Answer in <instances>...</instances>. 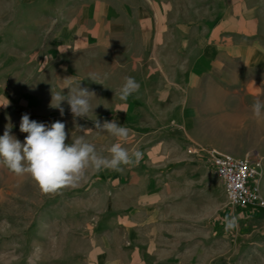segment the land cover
<instances>
[{
    "label": "crops",
    "instance_id": "obj_1",
    "mask_svg": "<svg viewBox=\"0 0 264 264\" xmlns=\"http://www.w3.org/2000/svg\"><path fill=\"white\" fill-rule=\"evenodd\" d=\"M62 2L65 11L41 12V26L34 14L0 22V103H8L0 105V135L6 126L27 134L19 128L24 113L55 122L60 112L49 107L52 92L68 79L94 98L110 81L112 98H119L124 78L133 77L140 87L124 104L128 112H145L147 127L175 126L179 138L151 146L147 165L124 175L119 206L110 203L104 222L95 224L94 264H264L257 252L264 240H239L261 232L264 207H228L214 168L187 151L200 146L261 161L264 199V116L252 114L255 101L264 104L257 8L212 0L182 14L172 0ZM157 110H168L166 119L154 118ZM226 215L239 218L237 229L225 232Z\"/></svg>",
    "mask_w": 264,
    "mask_h": 264
},
{
    "label": "rangeland",
    "instance_id": "obj_2",
    "mask_svg": "<svg viewBox=\"0 0 264 264\" xmlns=\"http://www.w3.org/2000/svg\"><path fill=\"white\" fill-rule=\"evenodd\" d=\"M172 1L182 14H186L184 12L187 10L200 12L199 8L212 2V0ZM243 2L247 6L257 8L258 15L254 23L256 31L264 38V0ZM43 10L55 15L60 10L65 11L66 6L63 2L60 3V0H0V22L10 19L11 16H18L19 22L21 19L25 21L26 17L30 20L34 14L36 26H41L42 21H39L38 17ZM1 27L3 25L0 24ZM107 67L103 66V70ZM112 84L107 81L100 85L106 90L100 98L92 97L91 105L93 107L99 105L88 115L99 119L101 123L117 121L118 125L128 128L130 132L126 141L117 140L108 132L96 129L94 120L88 117H77L74 120L73 116L59 115L56 121L65 123L68 134L66 142L69 144L83 136L86 142L95 145L99 155L109 157L107 149L113 143L119 142L130 152L133 149L139 150L142 159L138 164L121 165L123 171L102 169L97 172L89 167L77 186L64 188L57 194L42 193L30 175H16L0 160V264H94L92 252L95 247V232L99 230L95 224L104 222V209L110 203L119 206V189L123 187L122 184L127 177L124 175L147 165L145 157L151 146L163 144L170 135L179 139L175 126L147 127L145 112H128L129 107L124 106L127 104L125 101L112 98L114 86ZM142 99L143 96H139L137 103ZM116 102L123 109L120 113L114 110L113 105ZM62 106L64 109L67 107L68 112V104L62 102ZM101 111L104 112L98 113ZM168 112L153 111V117L159 120L166 119ZM43 123L50 125L52 122ZM12 135L23 143L27 134L17 132ZM137 173L139 174V170ZM260 230L261 232L254 234L253 238H250L252 235H242L239 240L246 242L251 239L260 242L264 240V228L261 226ZM257 252H260L259 262L264 256V248ZM259 264H263L262 259Z\"/></svg>",
    "mask_w": 264,
    "mask_h": 264
},
{
    "label": "clouds",
    "instance_id": "obj_3",
    "mask_svg": "<svg viewBox=\"0 0 264 264\" xmlns=\"http://www.w3.org/2000/svg\"><path fill=\"white\" fill-rule=\"evenodd\" d=\"M88 79L99 83L95 74L90 73ZM139 87L133 77H125L119 90V99L126 102L131 95L139 91ZM65 88L68 89L67 94L64 93ZM93 95L94 92L80 86V81L68 79L60 91L55 94L52 92L49 107L58 109L63 116L65 109L62 102H66L74 120L77 117L93 119L96 129L108 132L117 140L126 141L130 132L128 128L118 125L116 121L101 123L99 119L88 115L99 105H91ZM0 105L7 107L8 103ZM252 114L255 118L264 116V104L259 100L253 103ZM19 128L21 132L27 133L23 143L11 134V128L8 126L3 135H0V160L16 175H30L44 194H57L64 188L77 186L89 167L97 172L102 169L123 171L121 165L138 164L142 159L139 150L133 149L130 152L119 142L113 143L107 149L109 157L99 155L95 145L86 142L83 136L69 144L66 142L68 134L65 123L60 120L46 125L30 119L29 114L24 113ZM238 220L236 215L224 216L222 223L225 232L237 229Z\"/></svg>",
    "mask_w": 264,
    "mask_h": 264
},
{
    "label": "built area",
    "instance_id": "obj_4",
    "mask_svg": "<svg viewBox=\"0 0 264 264\" xmlns=\"http://www.w3.org/2000/svg\"><path fill=\"white\" fill-rule=\"evenodd\" d=\"M187 151L191 155L204 157L214 168L223 183L228 207L239 211L264 207V199L259 191L261 161L250 155L236 157L200 146H189Z\"/></svg>",
    "mask_w": 264,
    "mask_h": 264
}]
</instances>
